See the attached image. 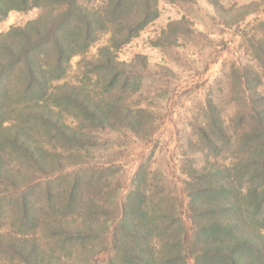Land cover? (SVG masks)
<instances>
[{
    "label": "rangeland",
    "instance_id": "obj_1",
    "mask_svg": "<svg viewBox=\"0 0 264 264\" xmlns=\"http://www.w3.org/2000/svg\"><path fill=\"white\" fill-rule=\"evenodd\" d=\"M156 1L157 17L116 52L127 65L119 66L120 73L92 64L108 41L104 34L86 52L70 58L58 82L78 85L86 100L101 106L118 104L121 112H111V126H92L90 118L63 104L62 118L91 141L69 148L33 125L34 139L50 154L53 146L61 153L65 170L60 173L57 163L50 162V178L29 170L6 149L11 173L0 177V264H114L120 245L113 238L116 221L125 195L138 182L139 169L144 178L140 186L152 205L173 210L186 171L209 162L226 164L240 154L221 139L213 151L210 125L218 112L234 137L247 128V120L242 124L238 117L243 107L239 78L246 81L245 74L254 72L243 84L248 93L255 89L264 95V0ZM81 3L92 7L101 1ZM58 8L59 2L51 0L9 10L0 15V34ZM29 173H34L32 180H27ZM75 173L80 178L76 190L82 193L72 204L67 188ZM23 196L28 204L24 211ZM163 196L169 202H161ZM87 200L105 213L98 212L97 228L77 240L73 237L84 227L79 205ZM174 209H182L188 221L185 205Z\"/></svg>",
    "mask_w": 264,
    "mask_h": 264
},
{
    "label": "trees",
    "instance_id": "obj_2",
    "mask_svg": "<svg viewBox=\"0 0 264 264\" xmlns=\"http://www.w3.org/2000/svg\"><path fill=\"white\" fill-rule=\"evenodd\" d=\"M57 1L60 8L0 34V177L8 178L11 173L4 160L6 149L19 156L26 168L47 178L50 174L46 172L53 168L50 162L57 163L60 173L65 170L57 147L53 146L55 152L50 154L46 145L31 135L33 125H39L63 146L90 144L80 127L62 118L63 104L90 118L92 126H111L108 118L114 110L121 112L118 104L101 106L93 99L86 100L78 85L58 82L70 58L86 52L104 34L108 41L92 64L96 69L120 73L119 66L127 65L117 59L116 52L158 15L156 0H100L92 7L81 0ZM49 2L0 0V15ZM253 73L245 74L246 81L244 76L243 81L239 78L243 109L238 117L242 124V119L247 120V128L234 137L218 112L210 125L213 151L221 139L240 154L226 164L209 162L186 171L179 201L173 206L181 209L185 205L189 222L184 221L182 209L176 212L174 207L169 210L152 205L140 186L144 178L139 169L138 182L125 195L116 221L113 238L120 245L114 264H264V95L255 89L248 93L243 85ZM71 115L76 119V113ZM27 177L32 180L34 173ZM79 179L75 173L68 183L67 198L72 204L82 193L76 190ZM22 202L24 211L28 207L25 197ZM161 202H169L167 196ZM79 207L84 227L73 238L83 240L97 228L95 221L102 216L98 214L105 212L96 210L102 206H95L94 200Z\"/></svg>",
    "mask_w": 264,
    "mask_h": 264
}]
</instances>
